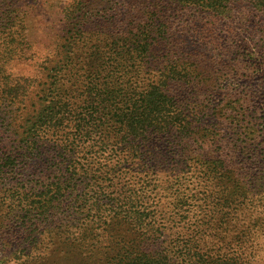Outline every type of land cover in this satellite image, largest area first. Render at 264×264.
Instances as JSON below:
<instances>
[{
  "label": "trees",
  "instance_id": "1",
  "mask_svg": "<svg viewBox=\"0 0 264 264\" xmlns=\"http://www.w3.org/2000/svg\"><path fill=\"white\" fill-rule=\"evenodd\" d=\"M93 2L71 0L64 8L65 37L58 63L36 93L31 109L23 110L33 99L35 79L0 75V81L10 78L3 93L16 105L12 118L20 121L21 129V139L0 153V173L5 167L10 173L21 171L18 164L23 162L25 167L45 139L61 135L57 136L61 149H56L61 160L53 182L39 188L42 192L26 186L20 189L16 182L5 195L22 205L25 214L33 212L37 220L70 199L88 206L92 198L94 205L88 208L94 209L99 219L104 215L124 217L143 224L149 216L144 197L158 186L144 163L156 159V154L177 152L182 157L180 167L193 168L191 177L206 183L216 180L224 188L218 198L206 204V216L218 213L220 219H226L231 213L254 208L249 187L252 179H264V173L254 175L246 168L257 140V124L246 120L251 93L240 89L238 83H224L228 74L249 70L251 64L239 58L242 46L231 42L225 29L234 31L235 21L260 18L264 0ZM96 15L104 20L101 27L95 24ZM0 38L7 45L4 57L13 55L11 50L16 47L24 50V25H6ZM9 42L18 46L9 49ZM91 133L99 144L92 142L89 149L101 145L103 153L96 149L98 160L83 162L77 138L83 136L86 141L92 138ZM92 162L97 167L91 166ZM138 165L143 167L140 186L121 182L136 177L130 170ZM106 187L111 190V200L103 201L101 193ZM261 187L264 189V184ZM34 196L38 198L33 200ZM257 206L264 208V203L259 200ZM23 219L34 238L36 220L30 225ZM249 226L241 232L249 235ZM142 247L118 248L114 254L123 264H169L167 252ZM189 250L201 261L210 258L197 247L190 245ZM211 261L248 264L235 257Z\"/></svg>",
  "mask_w": 264,
  "mask_h": 264
},
{
  "label": "rangeland",
  "instance_id": "2",
  "mask_svg": "<svg viewBox=\"0 0 264 264\" xmlns=\"http://www.w3.org/2000/svg\"><path fill=\"white\" fill-rule=\"evenodd\" d=\"M102 1L105 3V0ZM70 2L0 0V31L11 23L24 25V50L16 47V50H11L13 55L6 54L8 56L4 57L2 54L7 45L0 38V75L7 76L10 73V78L21 75L35 79V91L31 94L33 99L26 102L24 111L34 106L36 93L58 63L57 54L61 51L65 37L63 10ZM96 2L99 0L93 3ZM95 20L98 27L104 24L103 18L97 15ZM232 26L235 30L225 29V34L231 42L242 46L239 58L251 65L249 70L228 74L224 83H238L240 89L251 93V107L246 120H253L257 124V140L246 168L258 175L259 172L264 173V15L251 21H235ZM13 44L9 42L8 48L11 46L14 49L17 44ZM241 64L246 66V63ZM10 78L3 79L5 83L2 79L0 81V153L7 152L21 139L20 121H13L12 118L16 113V105L10 104L3 93ZM189 103L195 106L191 101ZM91 135L92 138L86 141L83 136L77 138L79 142L76 143L80 144L78 149L81 150L78 154L83 162L98 160L95 159L96 149H101L103 153L101 145L89 149V145L92 142L96 144L98 139L95 133ZM57 136H61L60 133ZM57 136L45 139L25 167L20 162L18 166L21 171L10 173L5 167L4 172L0 173V264H123L118 261V254H114V250L124 247L134 250L141 246L147 251L167 252L169 264H212L211 259L215 257H235L248 264H264V208L257 206L259 200L264 203V189L261 187L264 179L258 182L252 179L254 183L249 187L248 197L253 201L254 208L231 213L226 219H220L218 213L206 216L207 203L216 199L221 188H224L216 180L206 183L202 178L191 177L193 168L185 165L180 167L182 157L177 152L159 153L155 155L156 159L144 163L149 173L157 178L158 186H155V191L151 189V192H147L145 197L142 193L144 206L149 213L143 224L131 223L124 217L112 219L104 215L99 219L95 216V210L88 208L94 205L92 198L88 206L82 200L71 202L70 199L58 209L52 208L40 220L36 219L33 212L25 214L21 210L24 207L13 203L14 200L8 198L5 192L14 187L16 182H20V189L26 186L42 192L39 188L53 182L57 162L61 160L59 153H56L57 147L61 149V139ZM68 156L71 157V154ZM94 162L91 166L97 167L98 164ZM142 165L131 168L130 172L135 173L136 177L131 180L125 177L120 179L121 182L128 181L131 187L140 186ZM90 183L86 182L85 185ZM103 190L102 200H111L108 195L111 190L107 187ZM207 196L208 200L205 198ZM200 205L203 206L202 210ZM23 216L30 225L36 220L34 238L22 223V220L26 222ZM253 220L256 225H253ZM249 224V235L243 234L241 231ZM190 245L207 252L209 260L201 261L193 250H189Z\"/></svg>",
  "mask_w": 264,
  "mask_h": 264
}]
</instances>
